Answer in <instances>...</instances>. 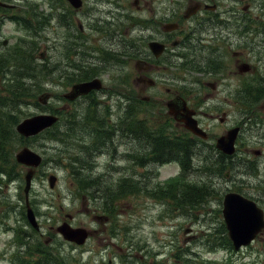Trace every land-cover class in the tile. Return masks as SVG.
<instances>
[{"label": "flooded vegetation", "instance_id": "1", "mask_svg": "<svg viewBox=\"0 0 264 264\" xmlns=\"http://www.w3.org/2000/svg\"><path fill=\"white\" fill-rule=\"evenodd\" d=\"M12 1L38 8L32 15L25 10L18 15ZM225 1L80 0L74 7L68 0H0L4 4L0 7H11L9 12L0 11V52H15L23 42L40 45L33 50L46 77L39 97L44 96L41 104L46 112L53 113L50 105L58 109L56 141L64 168L73 148L76 165L90 171V177L105 182L112 173L116 181L121 174L125 187L135 190L125 199L146 196L155 202L161 194L157 186L163 166L161 133L172 148L177 127L199 138L196 145L202 143L210 166L216 162L218 137L239 127L235 152L227 159L233 162L242 130L248 123L252 127L264 122V108L259 107L263 94L258 99L264 93V54L257 51L253 56L258 62L249 66L241 60L256 46L264 47V24L236 23H242V10L251 11L252 0H228L226 9ZM227 17L235 24H226ZM35 26L41 27L40 32H34ZM151 42L163 46L158 55ZM105 43L111 44L106 48ZM94 80L96 87L67 97L75 84ZM250 104L256 108L252 110ZM154 105L165 109L164 122H156ZM225 107L250 110L243 119L229 122ZM188 109L206 132L203 138L185 128ZM243 150L251 151L248 146ZM251 176L255 181L251 188L264 194L259 170ZM12 254L15 244L10 258Z\"/></svg>", "mask_w": 264, "mask_h": 264}, {"label": "rangeland", "instance_id": "2", "mask_svg": "<svg viewBox=\"0 0 264 264\" xmlns=\"http://www.w3.org/2000/svg\"><path fill=\"white\" fill-rule=\"evenodd\" d=\"M252 1L254 5L251 11L242 10V14L244 15V17H241L242 23L235 21L237 24H264V0ZM7 2L10 3L11 0H7ZM22 3V1L19 2L18 7L23 10ZM12 4H15L14 7L12 6L13 8L17 6L16 2L13 3L12 1ZM228 4L230 5V2L226 0L225 9ZM62 6L64 7L63 4ZM6 7L8 8L0 7V11L1 8L3 10L11 8L10 6ZM225 20L226 24H235L234 19L231 17H227ZM4 29L6 32L7 25ZM59 29L60 27L56 26L55 33L59 32ZM110 44L105 43L102 46L107 48ZM257 51H261L264 54L263 45L256 46L254 52L242 56L241 60H245L244 62L249 64L254 63V61L258 62L256 56H253ZM45 80L46 77H42L39 83H45ZM262 94L263 98L260 100L259 107L263 110L264 93H259L258 99H260ZM35 102V97L27 98L26 103L22 104L19 108L20 116L22 117L25 114L29 116L45 111L40 106H36ZM250 106L252 110L256 108L253 104H250ZM154 107V118L156 122H164L167 118L165 109L156 105ZM235 110L232 107H225V111L231 116L229 117V122L234 121L233 119H243L246 117L245 112L241 111V109ZM50 114L57 115L54 112ZM257 114L255 112L252 116ZM222 127L220 125L218 131H221ZM177 130L180 131L178 127ZM241 134L239 135L238 155L233 158L232 163L234 164L245 161L244 159L256 157L259 173L264 177V174L260 172V170H264V122L262 124H255L252 127H249L248 123ZM44 139L41 136V138L33 142V145L31 143L29 145H19L16 140L13 146V154L15 155L18 150L27 146L37 152L42 159L47 160L39 168H36L29 193L30 205L36 210V218L40 227L35 234H37V238L39 237L40 240L48 242H50V238H53L55 244L60 247L61 252L64 254V260L68 262L67 264L76 262L75 260H82L85 263L96 262V264H99L97 262L114 256L115 253L124 256L127 253V250L124 249L126 248L125 233L126 237L131 238L140 247V250H135L136 252L133 253V256H128L130 259L127 260L131 261V263L125 261L123 264H148L155 257L164 262H169L172 261L177 247H180L181 250L184 249L186 252L189 251L190 256H196V264H218V261L222 257L230 256L242 264H264V228L258 233L251 246L249 245L235 253L233 250L227 252L222 246H216L210 249L204 242L205 239L213 238L220 234V222L223 221L221 212L222 202L220 198L228 191V188H232L235 191L242 189V193L259 202V206L264 209V194L255 191V188H251L253 185H250V183H254L255 181L249 179L252 177V172L249 171V167L244 169L234 164L232 170H227L228 176L215 174V177H212L211 172L198 164L185 172L180 183L199 184L202 182L203 185H206V183L208 184L212 180L213 192L211 195L209 193L206 202L202 205L187 211L189 208L181 209L177 207L175 204L176 200H173L168 205L164 201L162 203L154 202L146 196H141L138 199H125L128 193L135 191L133 190L128 191L124 197L113 200L112 206L115 207V211L111 214L112 218L104 222L107 219L106 216L101 215V218H99L100 221L94 217L95 214L105 213L101 209L103 208V203H100L96 197H91L85 188L79 189L77 187L78 178L75 179L72 172L77 167L79 168V165H76L77 159L75 160L73 148L69 154V161L64 159V162L67 163V167L64 168L63 165L61 166L59 159L55 157L57 153L55 151L59 148V143L51 139ZM39 143H43V147L37 146ZM247 146L249 150H254V153L258 151L261 155L255 156L250 151L245 152L243 149L247 148ZM119 164L122 165L124 162H120ZM17 167L20 168L22 175L25 174L28 168L22 164H19ZM178 172V163L174 161L167 162L158 170V175L161 177L159 179L173 176ZM50 173H54L57 176V181L53 188L49 187L47 181ZM84 174L90 175V171H84ZM95 176H97V173H95ZM144 176L147 178L149 174L145 172ZM104 181H99L97 186L109 185L110 187H114L115 185L114 175L112 173ZM244 181L247 184H244ZM176 187L177 184H175L174 192H177ZM142 189L140 187V190ZM18 193L23 195V199L19 198ZM168 194L170 196V193H162V196L165 197ZM22 207H25L23 185L22 190H18L17 181L0 183V264H6L8 262L11 252L14 249V243L12 241L14 228L18 229L20 226L25 231L28 230L27 232L29 234L34 233L33 228L31 229L29 225H25L24 221L22 222L20 214ZM95 209L98 212L95 213ZM67 214L71 215V219L66 217ZM64 220L72 226H82L90 231L89 239L84 247L72 249L69 243L64 242L58 235L56 226ZM115 228L116 231H114ZM125 228H128V230ZM54 241L51 240V242ZM73 247L75 246L73 245ZM15 259L16 255L12 254L10 264ZM116 264H120L118 260Z\"/></svg>", "mask_w": 264, "mask_h": 264}, {"label": "trees", "instance_id": "3", "mask_svg": "<svg viewBox=\"0 0 264 264\" xmlns=\"http://www.w3.org/2000/svg\"><path fill=\"white\" fill-rule=\"evenodd\" d=\"M22 4L23 6H25L23 10L17 6L18 15L24 10L29 15H32L33 12L35 13L37 11L38 5L36 4H34L32 8H28V4ZM9 11L10 10H7V12ZM36 21L38 22V24H40L41 19L36 16ZM40 30V26L34 27V32H40ZM39 46L40 45H36V43L34 45H30L23 42L22 45L17 44V50L15 52H11L8 55H3V52H0V183L17 181L18 190H22V185H24V174L22 175L20 168L17 167L19 166V163L16 161L15 155L13 154V146L15 145V141L17 140L19 145H29L30 143L31 145H33V142L41 138V136L42 138L56 141L58 139L59 133L58 122L52 128L45 129L40 134L28 138L22 137L15 130L16 124L24 117H27L26 114L22 117L19 114V108L22 104L26 103L27 98L35 97L36 106H40L43 110L46 109L37 101L39 94L35 96L37 93L42 91L43 83L39 82L40 79L44 77L43 70L37 63L33 54V50L38 48ZM46 68L47 67H45V70ZM50 68H52V66H50ZM50 108V110L54 113H58L57 108L51 105ZM249 110V107L243 108L244 112ZM145 132L148 133L147 130H145ZM177 134L178 136L175 142V147L172 148L169 145L168 140L163 137V133H161V139L159 140V143L162 148V159L166 157L176 158L180 160L184 168H192L194 167V165L190 163V159L192 160L194 155L197 158V164L213 174H219L222 176H224V171L229 168L228 165L232 167V165L229 164L228 161H226L228 158H230V156L224 155L218 150H214L213 152V155L216 156L214 158L216 162L208 166L206 157L204 156L205 151L202 143H198L196 145V142L197 140H199V138L183 131H177ZM43 145V143H39L37 146L43 147ZM196 147H198V149H196ZM55 152H57L55 157L59 159L62 166L61 154L58 149ZM46 161V159H43L42 164H44ZM240 165L244 169H247L249 167V171L251 170V163L248 161H242ZM72 175L75 179L78 178L77 187H79V189L85 188L87 193L91 197H96L100 201V203H103V208L101 209L108 215H111L115 211V207L112 206L113 200L120 199L124 197L128 191L134 190V188L129 189L125 187L123 177L118 178L116 180L117 182L115 181L114 187H110L109 185L97 186L99 181L96 178L90 177V175H85L84 170H80L78 167L72 172ZM180 180L181 178L177 179V192H175L174 195L171 196V198L172 200H176L175 204L181 209L189 208L187 209V211L195 209L196 207L205 203L209 193L211 195V193L213 192L214 187L212 186V180H210L208 184L206 183V185H203L202 182H200L199 184H182L180 183ZM166 188L169 189L170 186L163 187V189ZM163 189L160 188L162 193H164L163 191H165ZM18 196L20 199H23V195L21 193H18ZM34 211L36 214L35 209ZM20 214L25 225H28L25 217V207L21 208ZM30 228L32 229L31 226ZM220 228L221 231L219 235L213 238L205 239L204 242L210 249H213V247L216 246H222L225 250L231 252L233 250V247L223 221L220 222ZM125 229L128 230V228ZM27 231L19 226L18 229H15L13 233L16 259L15 261L11 262L12 264L68 263L66 260H64V254L61 252L60 247L55 244L53 238L49 239L50 242L40 240L39 237L37 238V234H35L36 230H33L34 233L31 234H29ZM114 231H116V228ZM30 236L32 239L30 238ZM124 237L126 238V255L133 256V253L136 252L135 250L139 251L140 247H138L131 238L126 237V233ZM35 239L36 241H34ZM51 240H53L54 242H51ZM69 245L72 247V249L74 248L73 245ZM189 253V251L186 252L185 250L177 249L175 254L173 255L172 261L164 262L162 260L152 259V261L148 264H196V256H190ZM119 257L122 262L126 261L128 263H131V261L127 260L130 259L128 256ZM218 264L242 263L234 261V259L229 257L226 259V261L221 263L218 262Z\"/></svg>", "mask_w": 264, "mask_h": 264}, {"label": "water", "instance_id": "4", "mask_svg": "<svg viewBox=\"0 0 264 264\" xmlns=\"http://www.w3.org/2000/svg\"><path fill=\"white\" fill-rule=\"evenodd\" d=\"M72 6L78 7L80 0H68ZM0 5H4L0 2ZM152 50L158 55L163 46L157 43H151ZM95 80L91 82H83L75 84L67 97L70 99L76 97L79 94H83L89 89L96 87ZM98 88V87H97ZM44 96L39 97V102H43ZM190 115L188 114V117ZM186 118L185 126L191 131L199 134L201 131L197 128L193 119ZM58 121V116L50 113L39 112L31 117H27L20 121L16 125V130L21 136L32 137L43 130L51 127ZM236 129L230 130L227 135L221 136L217 140V147L222 149L226 153L233 151V142L236 136ZM15 159L18 163H21L29 169H27L24 175V194L26 205V217L28 222L34 227L39 228L34 211L29 204V190L31 188L32 177L35 173V168L42 162V157L25 146L17 151ZM56 182V176L50 174L48 176L49 187H53ZM222 216L226 224L229 238L235 249H238L242 245H247L255 236L264 228V211L253 200L235 192L227 193L223 199ZM56 230L62 235L65 240L75 242L77 244H83L88 235V232L81 227H72L69 223L63 222L57 226ZM76 264V263H72Z\"/></svg>", "mask_w": 264, "mask_h": 264}, {"label": "bare ground", "instance_id": "5", "mask_svg": "<svg viewBox=\"0 0 264 264\" xmlns=\"http://www.w3.org/2000/svg\"><path fill=\"white\" fill-rule=\"evenodd\" d=\"M1 69V68H0ZM3 69V68H2Z\"/></svg>", "mask_w": 264, "mask_h": 264}]
</instances>
